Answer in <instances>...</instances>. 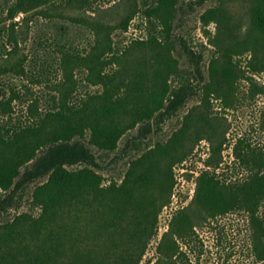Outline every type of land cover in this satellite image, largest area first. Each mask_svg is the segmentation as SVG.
Masks as SVG:
<instances>
[{"label":"rangeland","instance_id":"1","mask_svg":"<svg viewBox=\"0 0 264 264\" xmlns=\"http://www.w3.org/2000/svg\"><path fill=\"white\" fill-rule=\"evenodd\" d=\"M15 1L0 0L2 37L6 40L12 33L18 41V47L9 54L2 55L0 51V66L20 64L28 56L24 63L26 70L38 72L44 62L47 71L38 83L26 75L5 77L9 84L20 89L27 86L33 94L23 102L14 101V115L0 120V129L28 116L32 105L41 113L48 109L45 97L57 94V86L63 79L59 64L61 50L56 43H70L79 50L92 43L94 30L73 23L72 18L115 27L113 41L121 50L124 46H130V50L118 59L114 68L120 70L118 76L124 80H130L135 70L145 73L146 99L152 107L160 102L152 98V93L160 91L165 84L175 87L181 79L189 78L196 87V92L170 117L158 122L153 119V131L144 137L138 136L140 123L126 129L113 150L101 149L85 139L100 164L96 171L101 174L105 188L121 185L131 163L145 154L149 156L145 166L153 167L152 185L146 193L155 202L158 233L139 264H154L158 243L165 233L176 239L179 250L186 253L188 261L181 264H264L253 250L262 232L254 230L246 211L232 208L222 215L211 216L198 199L204 172L227 178L239 175L237 146L264 152V49L262 38L252 31L257 0H87L79 3L82 7L69 5L66 0H50L25 5V10L17 11L8 20ZM162 18L169 21L171 43L164 42L162 37ZM124 22H127L125 28ZM154 38L161 44H155ZM176 38H183L192 50L202 55L203 80L196 76L195 65L182 47L172 42ZM40 40L50 47H40ZM7 49L11 50L12 46L8 45ZM87 73V69H73L76 84L67 99L70 103L79 104L86 96L103 91L102 86L92 85L86 79ZM131 121L128 115L118 118L122 127ZM260 163L264 165V156ZM46 179L19 191V205L0 212V224L12 222L22 213L37 215L39 209L32 205V192ZM107 196L105 205L112 197L110 193ZM101 207L93 203L60 217L59 224L66 227V251L62 259L71 257L69 246L74 242L82 247L92 245L101 255L114 245L127 242L128 230L138 224L139 212L125 207L122 221L109 225L102 216L103 209H109ZM179 212L189 218L198 235L192 249L171 233V220ZM260 214L264 216V204ZM24 240L32 243L30 236H24ZM262 241L264 244V238Z\"/></svg>","mask_w":264,"mask_h":264},{"label":"trees","instance_id":"2","mask_svg":"<svg viewBox=\"0 0 264 264\" xmlns=\"http://www.w3.org/2000/svg\"><path fill=\"white\" fill-rule=\"evenodd\" d=\"M41 1L50 0H16L7 19H13L17 11L25 10V5ZM85 1L66 0L67 4L78 7H82L79 3ZM71 21L94 30L92 43L82 50L70 43H56L61 50L59 64L63 79L57 86V94L45 97L48 109L41 113L32 105L28 116L0 129V212L18 206L21 199L18 192L28 184L47 178L32 192V205L39 209L37 215L22 213L12 222L0 224V264H139L158 233V213L153 209L155 202L146 193L152 185L153 167L145 166L149 156L145 154L131 163L121 185L105 188L102 187L101 174L96 171L100 164L85 139L101 149L113 150L124 131L140 123L138 136L144 137L153 131V119L158 122L170 117L196 92V87L189 78L181 79L175 87L165 84L156 92L158 95L152 93V98L160 99L159 104L152 107L146 99L145 73L138 69L132 72L130 80H124L118 76L120 70L114 68L118 59L130 50V46L121 50L113 41L115 27L84 18H72ZM162 22L164 42L171 43L169 21L162 18ZM126 23H122L124 28ZM252 24V31L262 38L264 49V4L261 0H257L254 7ZM61 30L67 33L64 27ZM2 34L0 30V51L7 55L18 47V41L12 33L6 40ZM153 42L157 44L159 41L154 38ZM172 42L182 47L195 65L196 76L203 80L202 55L192 50L183 38ZM38 44L45 49L50 47L41 40ZM8 45L12 46L11 50L7 49ZM27 61L28 56H24L20 64L0 66V120L12 118L14 101L23 102L33 94L27 86L20 89L9 84L5 78L7 75H26L33 83L46 77L44 62L38 72L31 73L24 66ZM170 66L173 67L174 63L171 62ZM74 68L87 69L86 79L92 85L102 86L103 91L86 96L79 104L70 103L67 99L76 84ZM35 100L39 102V99ZM126 115L132 121L122 127L118 118ZM235 154L241 171L239 175L227 178L204 172L198 199L211 216L222 215L232 208L246 211L254 230L262 232L253 244V250L258 259L264 260V216L260 214L264 204V165L260 159L264 152L237 146ZM107 193L112 197L105 205ZM93 203L109 209L102 212L106 224L120 223L123 208L128 206L139 212L136 214L138 224L128 230L126 243L114 245L105 255L96 252L92 245L82 247L79 242H74L68 248L71 257L62 259L61 255L66 251V227L59 224L60 217ZM144 203L145 207H142ZM171 233L190 249L198 238L189 218L181 212L171 220ZM169 235L165 233L159 241L154 264H181L188 259L186 253L179 250L176 239ZM24 236H30L32 243H26Z\"/></svg>","mask_w":264,"mask_h":264}]
</instances>
